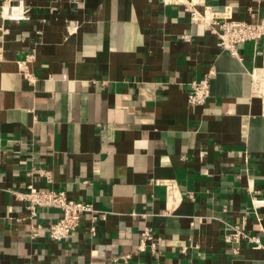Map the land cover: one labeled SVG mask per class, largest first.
Here are the masks:
<instances>
[{"label": "crops", "instance_id": "1", "mask_svg": "<svg viewBox=\"0 0 264 264\" xmlns=\"http://www.w3.org/2000/svg\"><path fill=\"white\" fill-rule=\"evenodd\" d=\"M4 1L0 264H264V247L225 240L242 229L264 243V205L253 204L264 199V114L250 75L264 38L221 51L206 24L163 0ZM205 2L232 19L264 16V0ZM209 73L207 101L191 105L190 82ZM39 168L53 180L28 175ZM155 179L182 193L169 213ZM29 182L91 202L95 234L87 213L66 241L32 237L11 192ZM58 217L49 208L35 219ZM145 227L155 252L137 250Z\"/></svg>", "mask_w": 264, "mask_h": 264}, {"label": "built area", "instance_id": "2", "mask_svg": "<svg viewBox=\"0 0 264 264\" xmlns=\"http://www.w3.org/2000/svg\"><path fill=\"white\" fill-rule=\"evenodd\" d=\"M11 0L4 2L10 3ZM165 4L177 3L184 5V10L190 14L191 21L194 23H203L208 29L217 35V47L221 51H227L232 55H239V46L247 41H253L255 44L264 38V16L255 21L244 19H232L224 11L213 9L211 5L206 4L205 0H163ZM258 11V10H257ZM259 15V14H258ZM23 14L6 15V19L22 20ZM189 33H184L182 38L190 39ZM252 77V95L262 101V112L264 114V60L260 67H254L250 71ZM210 95V73L201 78L193 79L190 82L188 91V102L191 105L204 104ZM37 174L44 178L46 182L53 180L52 171L47 168L33 169L28 175ZM156 184H165L167 212L178 207L182 200V193L174 180L155 179ZM1 190V187H0ZM16 198L25 201L30 212L31 235L40 236L42 233L55 241L68 240L73 232L81 223L83 215L90 213L92 215L90 231L96 232V221L100 214L91 202L77 200L69 197L65 190L53 189L48 187L36 186L29 182L27 190L24 192L11 191ZM253 204L258 207L264 205V199L254 198ZM54 208L59 211V217L54 221L41 222L36 220L37 216L44 209ZM34 219V220H33ZM247 238L255 244L256 247H264V243L259 235H249L242 229H235L231 234L225 236L226 241L232 239ZM159 237H157L149 227H145L141 232V237L137 250L145 251L148 247L157 251ZM184 248L183 250H185ZM237 248L234 250L236 251ZM131 255L126 254L129 258Z\"/></svg>", "mask_w": 264, "mask_h": 264}]
</instances>
